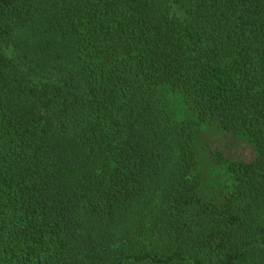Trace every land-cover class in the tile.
<instances>
[{
    "label": "trees",
    "instance_id": "16d2710c",
    "mask_svg": "<svg viewBox=\"0 0 264 264\" xmlns=\"http://www.w3.org/2000/svg\"><path fill=\"white\" fill-rule=\"evenodd\" d=\"M0 264H264V0H0Z\"/></svg>",
    "mask_w": 264,
    "mask_h": 264
},
{
    "label": "rangeland",
    "instance_id": "374dc122",
    "mask_svg": "<svg viewBox=\"0 0 264 264\" xmlns=\"http://www.w3.org/2000/svg\"><path fill=\"white\" fill-rule=\"evenodd\" d=\"M163 89V90H161ZM164 87H160V92L162 93L165 105L167 107V110L171 113L174 119L179 120V119H191L193 118L194 114L190 113V109L188 106L183 102V98L179 94L175 93H170V92H165ZM190 117V118H189ZM210 131V129H208ZM210 137H219L220 134L217 133L216 131H210ZM215 139V138H214ZM199 141V140H198ZM197 147L199 146V143L196 142ZM205 160L202 158L199 160V170L205 174L206 177H208V180L210 179L209 176H213L214 173L216 172L215 170H212L209 168L208 164L204 162ZM209 175V176H208Z\"/></svg>",
    "mask_w": 264,
    "mask_h": 264
}]
</instances>
